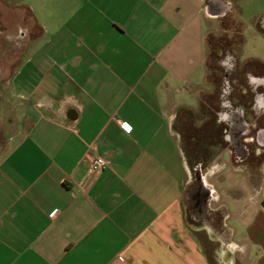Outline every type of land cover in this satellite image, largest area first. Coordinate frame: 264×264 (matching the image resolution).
<instances>
[{
	"label": "crops",
	"instance_id": "0c3cea01",
	"mask_svg": "<svg viewBox=\"0 0 264 264\" xmlns=\"http://www.w3.org/2000/svg\"><path fill=\"white\" fill-rule=\"evenodd\" d=\"M231 1L0 0V264H264V159L200 209L176 126Z\"/></svg>",
	"mask_w": 264,
	"mask_h": 264
},
{
	"label": "rangeland",
	"instance_id": "374dc122",
	"mask_svg": "<svg viewBox=\"0 0 264 264\" xmlns=\"http://www.w3.org/2000/svg\"><path fill=\"white\" fill-rule=\"evenodd\" d=\"M231 3L228 16L210 27L205 82L192 89L197 98L195 106L179 109L176 126L190 187L193 188L200 173L202 184L209 180V184L222 191L228 187L227 193L234 195L236 191L241 192L239 180L242 176L246 175L249 180L255 176L262 178L264 150L256 140V128L242 135L239 133L240 147L245 148L247 154L237 153L235 138H229L232 122L223 119L226 113L239 122L245 118L248 123L241 124L238 131L243 127L248 129L257 121L255 99L262 93L264 96V87L251 79L264 77V66H261L264 65V0H232ZM6 92L0 89V153L7 144L11 124L7 110L10 99ZM261 117L257 123L264 125ZM257 149H260L259 154L255 153ZM225 150H231V154ZM229 198L230 194L224 195L223 200ZM227 209L240 213L239 207Z\"/></svg>",
	"mask_w": 264,
	"mask_h": 264
},
{
	"label": "flooded vegetation",
	"instance_id": "af4514ba",
	"mask_svg": "<svg viewBox=\"0 0 264 264\" xmlns=\"http://www.w3.org/2000/svg\"><path fill=\"white\" fill-rule=\"evenodd\" d=\"M224 115H225V118L223 117L224 118L223 120H230L232 122V127L230 129L231 130V132H230L231 134H230L229 138H232V137H233V139L235 138L234 139V142L236 144V149L238 151H241V149L243 147H240V145L242 143H241V141L239 139V133H240V135H242V134L245 133L243 130L238 131L239 126H241V123L239 121L235 120V119H234L235 120V122H234V120H233L234 117H232V115L230 113H228V114L226 113ZM260 132H261L260 138L264 137V129H262ZM200 176H201V174L198 173V175H197L198 178L196 179L195 183L193 184V190L195 192L194 193L195 194V197L198 200L197 201L198 203H197L196 206L197 207L200 206V209H202V207H201L202 206V203H203V201H205L207 199V196L209 194V190H208L207 187H205L201 183Z\"/></svg>",
	"mask_w": 264,
	"mask_h": 264
},
{
	"label": "built area",
	"instance_id": "2783aa9c",
	"mask_svg": "<svg viewBox=\"0 0 264 264\" xmlns=\"http://www.w3.org/2000/svg\"><path fill=\"white\" fill-rule=\"evenodd\" d=\"M124 125H128L127 130H131V126L128 123H123ZM106 166H108V161L106 159H104L103 157H95V159L93 160L91 166H90V173H95V172H99L102 169H104Z\"/></svg>",
	"mask_w": 264,
	"mask_h": 264
},
{
	"label": "snow or ice",
	"instance_id": "6c2138e0",
	"mask_svg": "<svg viewBox=\"0 0 264 264\" xmlns=\"http://www.w3.org/2000/svg\"><path fill=\"white\" fill-rule=\"evenodd\" d=\"M124 127L127 129L128 128V125H124Z\"/></svg>",
	"mask_w": 264,
	"mask_h": 264
},
{
	"label": "water",
	"instance_id": "95a60500",
	"mask_svg": "<svg viewBox=\"0 0 264 264\" xmlns=\"http://www.w3.org/2000/svg\"><path fill=\"white\" fill-rule=\"evenodd\" d=\"M200 178H201V177H200ZM209 196H210V193L208 194L207 199H208Z\"/></svg>",
	"mask_w": 264,
	"mask_h": 264
},
{
	"label": "trees",
	"instance_id": "16d2710c",
	"mask_svg": "<svg viewBox=\"0 0 264 264\" xmlns=\"http://www.w3.org/2000/svg\"><path fill=\"white\" fill-rule=\"evenodd\" d=\"M258 62V61H257ZM262 64V63H261ZM261 66H264L263 64Z\"/></svg>",
	"mask_w": 264,
	"mask_h": 264
}]
</instances>
